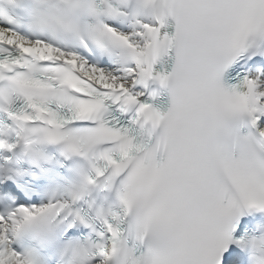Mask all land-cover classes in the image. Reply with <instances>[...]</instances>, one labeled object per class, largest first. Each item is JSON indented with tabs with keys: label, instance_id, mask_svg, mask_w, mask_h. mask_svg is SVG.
<instances>
[{
	"label": "snow or ice",
	"instance_id": "obj_1",
	"mask_svg": "<svg viewBox=\"0 0 264 264\" xmlns=\"http://www.w3.org/2000/svg\"><path fill=\"white\" fill-rule=\"evenodd\" d=\"M0 264H264V0H0Z\"/></svg>",
	"mask_w": 264,
	"mask_h": 264
}]
</instances>
